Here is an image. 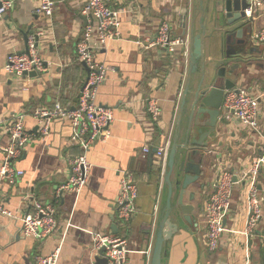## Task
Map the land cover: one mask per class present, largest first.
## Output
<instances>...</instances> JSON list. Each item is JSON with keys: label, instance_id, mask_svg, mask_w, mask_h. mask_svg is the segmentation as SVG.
<instances>
[{"label": "crops", "instance_id": "crops-1", "mask_svg": "<svg viewBox=\"0 0 264 264\" xmlns=\"http://www.w3.org/2000/svg\"><path fill=\"white\" fill-rule=\"evenodd\" d=\"M53 1L55 9L49 20L34 13L36 0H15L0 25V147L7 143L6 124L14 113H27L23 127L34 134L37 126L30 112L35 107H52L59 102L73 108L78 104L79 91L87 76L86 67L75 57V45L86 23V18L85 21L81 19L85 16L80 14L83 1ZM213 1L203 0V11H200L198 0L108 1L109 6L121 10L118 13L120 37L109 41L96 53L97 60L108 67L96 100L112 109L110 137L88 149L86 156L91 169L86 184L79 193L69 192L62 196L55 216L57 228L52 236L42 241L23 238L18 222L0 214V264H35L36 256L48 255L56 247H60L56 264H98L97 259L104 258L95 256L88 231L123 235L131 250L127 264H150L157 220L167 190L163 185L165 166L159 170L157 159L151 153L142 156V147L146 142L153 149L161 140L165 141L167 159L172 143H183L184 114L177 134L175 125L184 88L189 83L186 98H191L203 68L216 71L226 50L225 36L218 29L223 12L217 23L211 12ZM217 4L220 9L221 3ZM202 12L205 25L203 59L198 60L196 72L190 76L189 50L182 56V47L168 54L161 49L144 51L134 43L137 38L154 33L161 21L167 19L171 35L186 38L189 49L191 19L196 17L195 33L199 32L197 21ZM250 25L251 32L264 25V13L255 12ZM37 31H43L37 47L43 71L29 78L7 74L4 71L7 55L24 51L25 37ZM250 43L249 48L264 51L263 44L255 45L251 40ZM235 72H240L236 85L258 97L261 133L242 128L231 114L218 123L216 132L207 139V146L200 149L202 172L196 182L201 192L195 193L193 183L184 194V203L193 206L192 223H186L181 213L175 218L178 230L165 243L161 264H264V162L255 179L262 215L254 235L245 232L250 213L248 187L237 182L224 217L225 230L218 248L209 252L205 243L202 205L211 192L216 167L232 171L239 177L252 159L262 156L264 69L242 65ZM148 97L157 98L161 108L159 124L151 141L145 134ZM69 134L68 122L55 118L50 122L47 137L33 136L20 157L12 161L14 168L22 170L23 175L14 183L0 178V203L5 209L14 214L25 209L24 197L28 195L40 202L52 200L55 187L69 175L68 158L80 152L77 146L68 144ZM179 151L178 146L176 152ZM2 158L0 150V165ZM123 170L133 173L137 187L135 213L125 227L119 225L114 206ZM191 191L195 193L193 200L189 198Z\"/></svg>", "mask_w": 264, "mask_h": 264}, {"label": "built area", "instance_id": "built-area-1", "mask_svg": "<svg viewBox=\"0 0 264 264\" xmlns=\"http://www.w3.org/2000/svg\"><path fill=\"white\" fill-rule=\"evenodd\" d=\"M80 14L85 16L86 23L83 26L81 36L75 45V57L79 64L87 68L85 82L81 86L78 96V104L73 107H65L56 102L52 107H35L31 116L35 120L37 130L33 134L23 127V119L27 113L17 112L10 116L6 124L7 143L0 147L3 158L0 165V178L14 183L23 175V171L15 169L12 161L20 157L25 146L34 137L44 139L49 135L50 122L57 118L67 121L70 126L68 144L77 146L80 152L68 158L70 172L67 179L54 189L51 201L40 202L31 195L25 196L26 208L14 214L0 203V214L15 219L19 226L18 231L23 238H34L42 241L52 236L57 228V206L65 193H79L85 186L91 164L87 160L88 149L97 142H105L110 137L109 125L113 121V112L110 107L97 102V94L100 85L106 79L108 67L96 58V53L103 50L107 43L120 37V21L118 13L120 9H114L108 5L109 0H82ZM34 9L36 15H42L51 19L55 1L36 0ZM15 0H0V25L7 11H10ZM245 15L249 19L255 12L264 13V0H247ZM43 31H37L27 36L26 47L22 52H10L6 57L4 71L7 74L19 78H29V73L36 74L43 71V60L38 51V39ZM250 40L255 45H264V25L250 34ZM188 40L186 38L171 35L169 21H161L158 29L149 36L137 38L134 43L144 51L161 49L168 54H173L177 47H182L181 54L188 53ZM225 115L231 114L239 126L248 130L260 132L259 125V101L258 97L239 86L238 91L230 89L225 92L221 105ZM146 112L148 120L145 128L147 140L151 141V135L156 130L161 116V108L157 98L146 99ZM264 139V136H263ZM167 143H159L154 148L153 156L161 166L165 165ZM152 151V145L144 143L142 156ZM264 162V144L262 156L251 160L246 168L240 171L237 181H233L232 171L216 167L211 180V192L202 205L203 220L205 223L206 249L213 252L218 248V242L225 230V214L232 197L235 183H242L248 187V200L250 213L248 215L245 232L253 236L255 228L261 219V200L255 185V179L259 168ZM137 187L134 175L129 170L120 173L119 188L115 199V211L119 225L125 227L135 213V199ZM92 241V248L96 257L105 259V264H127V255L131 251L129 242L123 235L102 234L96 231H88ZM60 247H56L48 255L35 257V264H56Z\"/></svg>", "mask_w": 264, "mask_h": 264}, {"label": "water", "instance_id": "water-1", "mask_svg": "<svg viewBox=\"0 0 264 264\" xmlns=\"http://www.w3.org/2000/svg\"><path fill=\"white\" fill-rule=\"evenodd\" d=\"M198 3L200 11H203V0H198ZM217 3H221L220 9H218ZM247 6V0L213 1L211 12L217 23L221 12H223V20L218 29L225 36L226 50L216 71L210 72L203 68L191 98H186L189 83L184 88L179 104L175 134L179 132L181 116L184 114L185 137L182 145L177 144L176 141L172 143L164 165L163 185L166 187L167 194L164 207L157 220L150 264H161L164 245L178 230L175 218H178L179 213L183 215L186 223H192L193 206L184 203V194L200 178L202 172L200 149L207 146V139L216 132L218 123L225 120V113L221 108L225 92L230 89L238 91L239 86L236 85V81L240 77V72L235 71L242 65L247 68L257 65L264 69V51H260L256 47L249 48L252 43H250V19L245 15ZM81 19L85 21V17H81ZM202 21L203 12L197 21L201 28L197 33H195L196 17L193 16L190 22L188 76L196 72L198 60L203 59L205 25ZM184 27L186 28V25ZM82 65L84 66V64ZM28 75L29 77L37 76L35 72ZM178 146L180 151L177 153ZM155 151L156 149L153 148L152 157ZM233 181H237L236 175H233ZM177 190L178 195L175 196ZM194 195L195 193L191 191L190 200H193ZM105 262V259H97L98 264H105Z\"/></svg>", "mask_w": 264, "mask_h": 264}, {"label": "rangeland", "instance_id": "rangeland-1", "mask_svg": "<svg viewBox=\"0 0 264 264\" xmlns=\"http://www.w3.org/2000/svg\"><path fill=\"white\" fill-rule=\"evenodd\" d=\"M46 32V31H45ZM45 38V37H44ZM44 38H42V39H44ZM246 89V88H245ZM154 133V132H153ZM152 133V134H153ZM152 136V135H151ZM151 138V137H150ZM200 186H199V184H198V182H195V184L193 185V189H194V191H195V193L196 192H201V188H199ZM209 187H207V189H208Z\"/></svg>", "mask_w": 264, "mask_h": 264}, {"label": "trees", "instance_id": "trees-1", "mask_svg": "<svg viewBox=\"0 0 264 264\" xmlns=\"http://www.w3.org/2000/svg\"><path fill=\"white\" fill-rule=\"evenodd\" d=\"M161 143H165V141H162V140H161ZM157 167H158L159 170H161V164L158 163V161H157Z\"/></svg>", "mask_w": 264, "mask_h": 264}]
</instances>
